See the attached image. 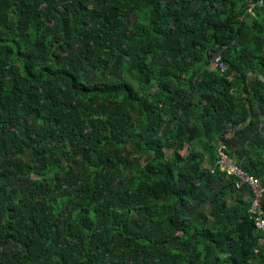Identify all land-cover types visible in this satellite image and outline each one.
<instances>
[{
    "label": "trees",
    "instance_id": "1",
    "mask_svg": "<svg viewBox=\"0 0 264 264\" xmlns=\"http://www.w3.org/2000/svg\"><path fill=\"white\" fill-rule=\"evenodd\" d=\"M220 152L264 188V0H0V264H264Z\"/></svg>",
    "mask_w": 264,
    "mask_h": 264
},
{
    "label": "built area",
    "instance_id": "2",
    "mask_svg": "<svg viewBox=\"0 0 264 264\" xmlns=\"http://www.w3.org/2000/svg\"><path fill=\"white\" fill-rule=\"evenodd\" d=\"M262 5V3H260ZM211 71H219L222 74L227 72V67L222 62L221 57H217L209 68ZM216 165L221 171H226L229 175H233L236 180L234 182L235 189L240 190L243 187L250 193L248 213L250 218L254 220L255 227L263 234L261 243L264 245V219L262 218L261 200L264 194V188L258 179L243 172L235 163H233L226 154L220 152Z\"/></svg>",
    "mask_w": 264,
    "mask_h": 264
},
{
    "label": "rangeland",
    "instance_id": "3",
    "mask_svg": "<svg viewBox=\"0 0 264 264\" xmlns=\"http://www.w3.org/2000/svg\"><path fill=\"white\" fill-rule=\"evenodd\" d=\"M249 13H252V9H251V10H249ZM182 154H183V155H185V152H184V151H182ZM249 199H250V197H249Z\"/></svg>",
    "mask_w": 264,
    "mask_h": 264
}]
</instances>
